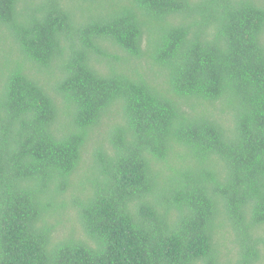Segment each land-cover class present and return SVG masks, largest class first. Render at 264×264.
<instances>
[{
  "label": "trees",
  "instance_id": "trees-1",
  "mask_svg": "<svg viewBox=\"0 0 264 264\" xmlns=\"http://www.w3.org/2000/svg\"><path fill=\"white\" fill-rule=\"evenodd\" d=\"M0 264H264V0H0Z\"/></svg>",
  "mask_w": 264,
  "mask_h": 264
},
{
  "label": "rangeland",
  "instance_id": "rangeland-1",
  "mask_svg": "<svg viewBox=\"0 0 264 264\" xmlns=\"http://www.w3.org/2000/svg\"><path fill=\"white\" fill-rule=\"evenodd\" d=\"M79 227H80V226H78V228H79ZM71 231H72L71 229H70L69 232H63L62 230H59L58 232L56 231V235L59 236V235H61L62 233H66V234L69 235V234L71 233Z\"/></svg>",
  "mask_w": 264,
  "mask_h": 264
},
{
  "label": "clouds",
  "instance_id": "clouds-1",
  "mask_svg": "<svg viewBox=\"0 0 264 264\" xmlns=\"http://www.w3.org/2000/svg\"><path fill=\"white\" fill-rule=\"evenodd\" d=\"M81 234H83V233H82V232H80V233H79V234H77V235L79 236V235H81Z\"/></svg>",
  "mask_w": 264,
  "mask_h": 264
}]
</instances>
